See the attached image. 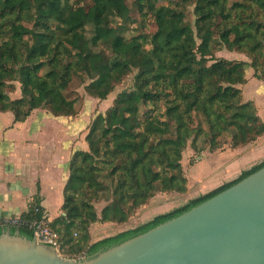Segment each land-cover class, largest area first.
Returning a JSON list of instances; mask_svg holds the SVG:
<instances>
[{
	"label": "trees",
	"instance_id": "obj_1",
	"mask_svg": "<svg viewBox=\"0 0 264 264\" xmlns=\"http://www.w3.org/2000/svg\"><path fill=\"white\" fill-rule=\"evenodd\" d=\"M137 3L144 32L128 37L126 24L134 21L125 0H0V113H13L14 122L38 109L76 118L84 96L71 87L75 77L89 81V97L104 101L135 72L133 89L92 121L88 150L72 157L64 215L50 223L69 257L87 258L143 234L264 167L263 161L171 212L91 243L93 224L127 223L157 193L189 191L182 156L190 141L195 149L202 142L215 151L225 135L231 149L264 136L256 106L244 101L239 88L247 66L264 81V0ZM113 18L123 23L114 27ZM223 50L249 63L219 57ZM15 82L21 96L11 100L7 88ZM102 198L109 204L98 214L94 203ZM40 201L36 197L22 219L41 218ZM10 230L34 239L28 229Z\"/></svg>",
	"mask_w": 264,
	"mask_h": 264
},
{
	"label": "crops",
	"instance_id": "obj_2",
	"mask_svg": "<svg viewBox=\"0 0 264 264\" xmlns=\"http://www.w3.org/2000/svg\"><path fill=\"white\" fill-rule=\"evenodd\" d=\"M218 56L249 63L246 56L227 50L221 51ZM246 80L245 84L239 86L243 99L254 103L258 116L264 122V81L257 79L249 66L246 67ZM87 98L85 103L96 101L92 97ZM40 111L34 110L23 123L14 122L11 112L0 113V216L27 213L36 197L40 198V205L51 221L64 215L61 209L71 160L76 152L88 150V133L83 137L80 133L73 136L72 131L66 130L62 124L63 120H76L80 115L76 118L56 117L46 110L49 116L41 117L38 115ZM207 157L197 165L193 181L188 178L189 191L184 194V201L179 207L233 181L243 171L262 163L264 136L245 147L219 151ZM145 207L124 224H93L90 227L91 243L134 229L174 209L171 204L165 203ZM102 228L106 230V235L96 238L97 231Z\"/></svg>",
	"mask_w": 264,
	"mask_h": 264
},
{
	"label": "water",
	"instance_id": "obj_3",
	"mask_svg": "<svg viewBox=\"0 0 264 264\" xmlns=\"http://www.w3.org/2000/svg\"><path fill=\"white\" fill-rule=\"evenodd\" d=\"M2 228L0 264H264V167L178 217L79 260Z\"/></svg>",
	"mask_w": 264,
	"mask_h": 264
},
{
	"label": "rangeland",
	"instance_id": "obj_4",
	"mask_svg": "<svg viewBox=\"0 0 264 264\" xmlns=\"http://www.w3.org/2000/svg\"><path fill=\"white\" fill-rule=\"evenodd\" d=\"M138 0H125L126 5L130 9V18L134 21L132 24L127 23L126 31H127V36L129 37L131 34H138V31L140 30V33H143V27L141 24V17H140V12L138 10ZM162 4H167L165 1H161ZM86 5V4H85ZM187 20L190 23H194L195 17L193 15V7L187 8ZM123 22L122 20L118 18H113L111 25L114 27H118L121 25ZM88 37L92 35L93 29L91 26L88 28ZM134 74L135 72L128 76L126 79H124L120 84L116 85L114 91L109 95L107 100L104 101H98L96 100L95 102L92 103H85V100L88 99L89 97L86 93L85 90V85L89 83L86 82L85 84L81 83V81L78 78H74L73 83L71 84V87L73 91L80 92L84 96V104L82 107V110L80 112V116L76 120H68L65 119L62 121V124L65 125L66 130L72 131L71 135L76 136L77 134L83 137V135H86L89 131V127L91 126L92 121L97 117L99 113L105 114L106 111L112 107L114 101L118 97L119 94H121L124 91H131L134 87ZM7 94L10 97L11 100L20 98L21 92H20V84L19 83H13L7 88ZM95 103V104H94ZM41 111L38 113V115L45 116L48 115V112L46 110L40 109ZM144 109H142L143 113ZM49 116V115H48ZM44 118V117H43ZM77 122V123H76ZM59 129V128H58ZM63 130V129H59ZM60 134H62V131H59ZM198 149L193 148L192 142L190 141L186 147V149L183 152L182 156V166L184 170V175H186L187 178L193 181L194 176H195V170L198 169L197 165L202 163L204 160L208 159L207 157L209 154H214L219 151H228L231 149V139L229 135H225L221 139V147L217 150H213L209 147H205L202 142H199L198 144ZM193 187V186H192ZM193 189V188H192ZM184 195L180 194H171V193H157L149 202L147 205H154V203H160V204H171V208L176 209L178 208L183 201H184ZM109 203L106 202L105 200H100L98 202H95L94 205L97 209L98 214L101 213L102 209L108 205ZM184 205V204H182ZM145 207V206H144ZM181 207V206H180ZM146 208V207H145ZM143 208V209H145ZM142 209V208H141ZM139 211H142V210ZM173 209V210H174ZM172 211V210H171ZM170 211V212H171ZM138 211L132 216H136ZM158 216V215H157ZM154 218V217H153ZM152 218V219H153ZM151 219V220H152ZM140 220V218H139ZM150 220V221H151ZM149 222V221H148ZM101 230V231H100ZM100 231V233H99ZM106 235V230L105 229H99L96 233V238L104 237ZM60 255L65 258V259H71L73 258L74 260H79L84 258V254H79L76 255V257H69V253L64 252L61 250ZM86 258V257H85Z\"/></svg>",
	"mask_w": 264,
	"mask_h": 264
},
{
	"label": "built area",
	"instance_id": "obj_5",
	"mask_svg": "<svg viewBox=\"0 0 264 264\" xmlns=\"http://www.w3.org/2000/svg\"><path fill=\"white\" fill-rule=\"evenodd\" d=\"M40 213L39 209L35 210ZM51 220L43 212L41 218L25 220L19 216H0V227L9 226L12 228H25L29 231L35 232V239L42 243L54 246L57 252H61V242L57 231L50 227Z\"/></svg>",
	"mask_w": 264,
	"mask_h": 264
}]
</instances>
